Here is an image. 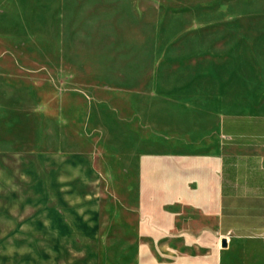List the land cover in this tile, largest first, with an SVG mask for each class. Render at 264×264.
Returning a JSON list of instances; mask_svg holds the SVG:
<instances>
[{
    "label": "rangeland",
    "instance_id": "1",
    "mask_svg": "<svg viewBox=\"0 0 264 264\" xmlns=\"http://www.w3.org/2000/svg\"><path fill=\"white\" fill-rule=\"evenodd\" d=\"M227 113H264V0H0V264H221L153 211ZM54 209L111 223H6Z\"/></svg>",
    "mask_w": 264,
    "mask_h": 264
},
{
    "label": "crops",
    "instance_id": "2",
    "mask_svg": "<svg viewBox=\"0 0 264 264\" xmlns=\"http://www.w3.org/2000/svg\"><path fill=\"white\" fill-rule=\"evenodd\" d=\"M188 160L192 168H187L179 190L171 180L169 208L153 211L154 226L209 248L211 242L229 240L230 247L219 252L221 264H264V113L221 115L215 137ZM21 213L12 217L24 219L6 221L10 229L80 234L111 223L96 210ZM7 248L14 252L16 247Z\"/></svg>",
    "mask_w": 264,
    "mask_h": 264
},
{
    "label": "water",
    "instance_id": "3",
    "mask_svg": "<svg viewBox=\"0 0 264 264\" xmlns=\"http://www.w3.org/2000/svg\"><path fill=\"white\" fill-rule=\"evenodd\" d=\"M224 245L226 246V241H223Z\"/></svg>",
    "mask_w": 264,
    "mask_h": 264
}]
</instances>
